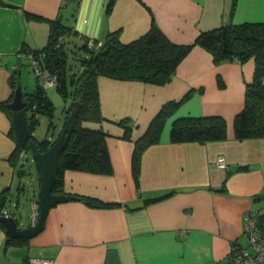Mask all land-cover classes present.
<instances>
[{
	"label": "crops",
	"instance_id": "0c3cea01",
	"mask_svg": "<svg viewBox=\"0 0 264 264\" xmlns=\"http://www.w3.org/2000/svg\"><path fill=\"white\" fill-rule=\"evenodd\" d=\"M0 2V104L12 100L15 71L17 82H28L29 87L30 79H24L20 67L30 65L32 51L46 46L51 21L68 27L80 43L98 44L116 31L126 44L155 26L171 43L190 45L199 33L221 26L264 24V0ZM254 70L251 57L215 63L210 52L194 46L163 85L99 77L102 120L85 125L106 134L112 173L66 170L61 194L77 200L51 207L43 230L22 243L8 242L10 237L0 228V264H30L32 258L52 264H107L109 252H115L118 264H228L233 244L248 245L246 213L264 214V138L238 140L233 130ZM35 84L36 77L31 92ZM31 92L23 90V94ZM170 102L180 104L167 117L159 141L143 151L135 182V143ZM41 116L45 115L38 116V123ZM205 116L224 119L226 139L207 143L170 140L174 120ZM123 121L131 128L129 140L124 138ZM52 125L45 137L51 142L57 136L50 132ZM10 131L11 118L0 107V194L9 193L4 209L17 219L14 208L19 207L24 188L16 174L20 167L13 158L16 142ZM33 136L37 139L35 130ZM218 158H224L226 167L217 165ZM79 197L109 207H89ZM35 200L33 191L31 214Z\"/></svg>",
	"mask_w": 264,
	"mask_h": 264
},
{
	"label": "trees",
	"instance_id": "16d2710c",
	"mask_svg": "<svg viewBox=\"0 0 264 264\" xmlns=\"http://www.w3.org/2000/svg\"><path fill=\"white\" fill-rule=\"evenodd\" d=\"M0 4L3 3L0 2ZM25 15L35 20H42L40 17L29 16L26 13ZM49 25L50 33L46 46L31 53L41 68L56 78L54 87L68 103L65 121L73 104L79 103L73 128L59 155L57 180L52 189L53 193L61 194L62 175L66 170L99 175L112 173L105 145L106 134L100 128L85 125L87 123L99 124L102 120L97 79L105 77L118 81L163 85L171 79L182 59L194 46L210 52L215 63L231 59L240 60L239 53L248 50V57L253 59L255 70L251 82L245 87L244 106L233 120L234 137L238 140L264 138V24L244 23L235 26H221L199 33L190 45L171 43L155 26H152L138 39L126 44L120 42L119 33L116 31L108 33L102 43H95L98 46L96 50L88 49L87 41L83 43L77 41L71 30L59 21H51ZM75 49L83 54L79 58L78 67L70 64L69 60V52L73 54ZM17 75L18 72L15 71L11 76L13 89L18 83ZM219 84L222 85L220 80ZM189 96V93L186 94L183 100ZM23 100L27 103L30 138L36 142L38 150L44 152L54 140L51 142L45 138L38 141L33 136V132L38 123V116L53 117V105L46 95V88L38 83L37 78L34 90L31 93H24ZM7 103H1L0 107L6 110L8 116L11 117V112L6 108ZM179 104V102H170L164 105L150 122L143 137L136 141L132 156V175L135 182L138 180L143 151L159 141L167 117L176 110ZM121 124L125 130L124 138L129 140L131 128L127 125L128 121H123ZM49 125H52V122ZM59 134L60 132L56 138ZM10 135L16 142L12 129ZM224 139H226V123L220 116L181 117L174 120L170 128V140L174 143H207ZM22 151L29 154L27 147L22 149L16 142L13 154L16 164H18V157ZM36 170L39 181L37 166ZM239 170L241 169L237 171ZM9 196L8 192L0 194V214L7 205ZM166 196L168 195L163 197ZM78 200L93 208L109 207L87 197H79ZM262 219H264V214L257 216V229L260 235H264ZM0 228L4 229L1 224ZM25 240L7 239L10 243H22Z\"/></svg>",
	"mask_w": 264,
	"mask_h": 264
},
{
	"label": "water",
	"instance_id": "95a60500",
	"mask_svg": "<svg viewBox=\"0 0 264 264\" xmlns=\"http://www.w3.org/2000/svg\"><path fill=\"white\" fill-rule=\"evenodd\" d=\"M248 55V50H243L238 57L240 60H244ZM6 107L11 112V129L18 146L22 149L28 148L30 156L39 171V188L36 195L38 216L35 225L27 228H19L17 219L12 215H0V224L4 227L6 235L12 239H31L43 230L47 213L51 207L58 203L77 200V197L71 195L55 194L52 189L57 180L59 155L63 151L68 135L73 128L79 110V103L75 102L73 104L60 134L44 152H40L36 142L30 138L27 103L23 100V91L19 83L14 89L12 100L6 104ZM24 172L25 170L22 167L16 170L19 177ZM107 264H118L115 252H109Z\"/></svg>",
	"mask_w": 264,
	"mask_h": 264
},
{
	"label": "rangeland",
	"instance_id": "374dc122",
	"mask_svg": "<svg viewBox=\"0 0 264 264\" xmlns=\"http://www.w3.org/2000/svg\"><path fill=\"white\" fill-rule=\"evenodd\" d=\"M69 60L70 64H75V67L79 66V58L83 56L81 51L74 50V53L72 54L69 52ZM76 54V55H74ZM21 72L24 75V79L26 77H29V87L28 82L25 83L23 80L21 81L20 86L22 91L25 92H31L30 86L35 81V76L32 71V68L30 65L23 64L21 67ZM31 82V84H30ZM27 84V85H26ZM46 95L48 96L49 100L51 101L53 105V117L49 118L47 116H41L40 122L36 125L35 129V135L38 140H42L46 137L47 132L49 131V124L52 122V128L50 129V132L54 131L57 135L63 127V123L65 121L66 112H67V104L64 99L61 97V95L56 91L55 87H47L46 88ZM55 135V136H56ZM24 158V174L18 179L20 182V187L24 188V191L20 193V204L18 208H14L15 214L18 220V224L20 226L27 227L29 225V218L31 217V200H32V192L34 191L37 195L38 193V180H37V170L36 165L33 162L30 153L25 154ZM37 200V196H36Z\"/></svg>",
	"mask_w": 264,
	"mask_h": 264
},
{
	"label": "built area",
	"instance_id": "2783aa9c",
	"mask_svg": "<svg viewBox=\"0 0 264 264\" xmlns=\"http://www.w3.org/2000/svg\"><path fill=\"white\" fill-rule=\"evenodd\" d=\"M67 1V0H64ZM87 48L96 50L98 46L93 41H87ZM30 66L38 83L44 87H54L56 78L47 74L39 65L38 61L29 55ZM18 166L24 165L25 152H21L18 157ZM217 165L226 167L224 158L217 159ZM0 215L8 216L9 213L5 209L1 211ZM38 216V206L36 200L32 204L31 226L35 225ZM244 232L247 236V247L233 244L230 249V258L228 264H264V237H262L257 229V213L248 211L244 217ZM30 264H52L50 260L42 258H32L29 260Z\"/></svg>",
	"mask_w": 264,
	"mask_h": 264
}]
</instances>
